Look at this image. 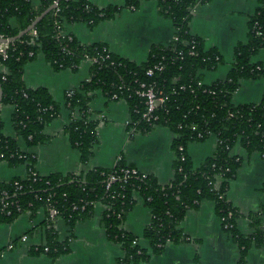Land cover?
Instances as JSON below:
<instances>
[{
	"label": "trees",
	"instance_id": "1",
	"mask_svg": "<svg viewBox=\"0 0 264 264\" xmlns=\"http://www.w3.org/2000/svg\"><path fill=\"white\" fill-rule=\"evenodd\" d=\"M55 1L40 0L35 5L32 0H0V35L6 39L15 37ZM156 1L158 14L171 21L176 39L166 46L151 47L141 63L111 53L103 43L81 44L63 31L64 24L77 22L92 29L114 19L123 9H137L140 0H123V6L111 4L103 8L87 0H60L57 8L32 29L34 37L28 32L11 41L7 57L0 56V107H12L15 132V137L5 136L0 120V162L10 167H27L26 177L0 184V195L6 193L0 198V223L10 224L25 213L32 217L40 209L46 216L48 208L53 207L71 231L76 223L89 219L94 205L99 203L105 207L101 218L105 236L123 251L118 264H142L162 253L167 245L187 241L180 229L186 212L198 208L202 200H211L221 226L232 224L231 229L224 231L239 246L242 262L251 247H264V225L258 215L249 214L252 234L242 236L236 231L238 211L227 202L225 193L240 159L230 151L238 143L247 153H258L264 158V95L257 104L235 105L232 97L242 80L264 78V65L251 62L255 54L264 50V0H256L259 6L248 19L246 42L234 48L225 79L210 84L202 83L199 72L215 70L223 59L215 49H205L202 39L190 34L188 24L194 9L211 0ZM38 54L54 71L75 72L81 62L92 61L88 78L63 102L70 113L64 133L79 152L81 164L87 162L97 142V121L90 116L89 103L99 91L107 100L115 97L126 102L130 121L126 127L132 134L147 133L159 125L174 135L171 181L161 186L153 176L142 177L141 173L122 179V169L134 168L126 165L122 157L110 169L48 176L35 173V158L21 152L15 138L21 137L29 147L43 144L47 140L44 128L60 115L61 109L46 89L27 88L23 83V67ZM155 66L162 69L156 70ZM149 69H153L151 76L146 75ZM140 84L152 85L165 98L151 123L141 118L145 105L135 94ZM209 136L217 140L214 154L193 167L187 145ZM112 173L119 178L106 189L105 179ZM135 194L151 215L142 233L147 248L140 247L137 237L122 225L136 204ZM3 203L7 207L1 210ZM46 225L45 245L34 247L31 252L55 260L68 251L67 241L59 242L52 224Z\"/></svg>",
	"mask_w": 264,
	"mask_h": 264
},
{
	"label": "crops",
	"instance_id": "2",
	"mask_svg": "<svg viewBox=\"0 0 264 264\" xmlns=\"http://www.w3.org/2000/svg\"><path fill=\"white\" fill-rule=\"evenodd\" d=\"M39 1L32 0L35 5ZM87 1L99 8L111 4L123 6V0ZM258 6L256 0H211L194 9L188 24L189 33L202 39L205 49H215L223 59L221 65H225H219L211 72H199L203 84L225 79L233 61V50L236 45L246 42L248 19ZM63 27L65 34L72 35L81 44L103 43L111 53L135 63L145 61L151 47L168 45L174 35L171 21L158 14L156 0H140L137 9H123L114 19L103 21L92 29L82 22L64 24ZM251 62L264 65V50L255 54ZM89 68L90 64L84 61L75 72L69 69L54 71L42 54L23 67L24 85L46 89L61 109L60 115L44 128L47 140L43 144L29 147L16 136L19 150L35 158L33 170L40 176L110 169L121 156L126 165L153 176L161 186L167 185L173 177L171 146L174 135L159 125L147 133L129 135L126 102L107 100L99 91L93 94L89 103L90 116L97 121V142L87 162L80 163L79 152L64 133L70 113L63 107V102L67 91L77 89L88 78ZM217 70L219 78L212 79V73ZM239 87L241 89L232 97L233 104H257L264 95V78L242 80ZM11 114V106L0 107L2 132L7 137H15ZM216 143V138L209 136L202 142L187 145L186 153L193 167H198L214 154ZM230 154L240 159V165L229 181L225 197L238 211L236 231L249 236L253 232L249 214L258 215L264 225V158L258 153H247L238 143ZM26 176V165L10 167L0 162V184ZM134 197L136 204L122 225L137 237L140 247L147 248L142 233L150 222V211L140 197L136 194ZM104 209L103 205L96 203L92 216L76 223L71 231L60 219L52 224L57 240L67 241L68 246V251L55 260L31 252L34 247L46 243L47 223L43 210H38L32 217L21 214L10 224L0 223V264H118L123 251L105 236L101 224ZM180 229L187 241L167 245L162 253L151 256L142 264H264V247H251L241 262L240 248L222 229L211 200H202L198 208L188 210ZM23 235H27L25 242L20 240Z\"/></svg>",
	"mask_w": 264,
	"mask_h": 264
},
{
	"label": "built area",
	"instance_id": "3",
	"mask_svg": "<svg viewBox=\"0 0 264 264\" xmlns=\"http://www.w3.org/2000/svg\"><path fill=\"white\" fill-rule=\"evenodd\" d=\"M56 8H57V6H56ZM30 35L34 37L36 35L35 31L31 30L30 31ZM172 39H174V40L176 39L175 35H173ZM0 41H2L0 43V56H1L2 59H5L7 57V51L9 49V47H10V42H8L7 39L4 38L1 35H0ZM85 62H88L89 64L92 63V61H90V60H85ZM154 69L161 70L162 67L155 66ZM152 70L153 69L147 70L146 71V75L147 76H151L152 75ZM72 93H73L72 90H69V91H67L65 93V96L69 97ZM135 94L138 97L142 98L143 101H144L145 109H144V111H143V113L141 115V118L143 119V121H145L147 123H151V122L155 121L156 120V116L154 115V112L156 111V109H158L159 107H161L163 105L164 100H165V98L163 97L162 92L161 91H155L152 85L140 84V88H139V90L135 91ZM110 100L116 101V98L113 97V99H110ZM73 115H75V114H73ZM129 122L130 121H128L126 123V125H128ZM128 133H129V135L132 134L131 132H128ZM120 159H121V156H118L116 161H115V163H114V166L116 165V162L118 160H120ZM34 172H33V175L36 173V172L35 173ZM120 172L122 174V179H127V178H129L131 176H137V173H141L135 168L122 169ZM141 174H142V177L146 176V174H144V173H141ZM118 178L119 177H117L113 173L107 175V177L105 179L106 189H108L109 186L114 181H116ZM5 196H6V193L2 192L1 195H0V198H4ZM6 207H7V204L3 203L1 205V210H4ZM25 214L29 215V213H25ZM59 215H60V213H59V211L57 209H55L53 207H49L48 210H47V215L45 216V221L47 223L49 222V223L53 224V223L56 222V220L59 219ZM230 217H231V215L229 214L228 218H230ZM231 227H232V224H224L222 226V229L223 230H228V229H231ZM20 240H21V242H25L27 240V235L21 236ZM8 248H11V245H9Z\"/></svg>",
	"mask_w": 264,
	"mask_h": 264
},
{
	"label": "water",
	"instance_id": "4",
	"mask_svg": "<svg viewBox=\"0 0 264 264\" xmlns=\"http://www.w3.org/2000/svg\"><path fill=\"white\" fill-rule=\"evenodd\" d=\"M60 0H56L52 5H50L45 11H43L38 17L35 18V20L23 31H21L20 33H18L15 37L7 39L8 42L20 39L22 36H24L25 34H27L28 32H30L35 25L45 16L47 15L49 12L55 10L58 2ZM2 41H0L1 43ZM1 98H2V91H1V87H0V103H1Z\"/></svg>",
	"mask_w": 264,
	"mask_h": 264
},
{
	"label": "rangeland",
	"instance_id": "5",
	"mask_svg": "<svg viewBox=\"0 0 264 264\" xmlns=\"http://www.w3.org/2000/svg\"><path fill=\"white\" fill-rule=\"evenodd\" d=\"M262 51V50H261ZM221 65V64H220ZM222 66H225V65H221V67ZM220 68V67H219ZM211 72V71H210ZM219 76H220V73H219V71L217 70V71H215V72H213L212 73V79H215V78H219ZM209 77H207L206 79L209 81V79H208ZM251 81V80H250ZM240 88V87H239ZM238 88V89H239ZM241 89V88H240Z\"/></svg>",
	"mask_w": 264,
	"mask_h": 264
}]
</instances>
